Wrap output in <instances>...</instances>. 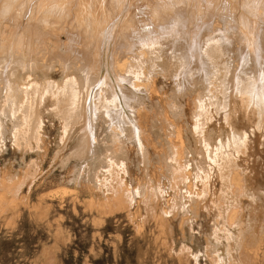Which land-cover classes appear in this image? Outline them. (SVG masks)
<instances>
[{"label": "bare ground", "instance_id": "1", "mask_svg": "<svg viewBox=\"0 0 264 264\" xmlns=\"http://www.w3.org/2000/svg\"><path fill=\"white\" fill-rule=\"evenodd\" d=\"M54 66L61 68L59 82L48 77ZM158 76L171 78L176 89L173 99L163 104L161 118L145 105ZM189 94L188 132L196 142L194 150L186 143V110L179 103ZM48 102L63 123L64 136L79 125L74 154L83 160L98 149L95 122L103 118L110 125L112 145L99 156L94 187L104 198H92V204L108 211L135 208L137 215L143 209L164 221L210 200L222 220L215 221L222 222L221 237L230 241L232 228L239 227L241 197L255 199L239 173L249 133L236 128L234 121L242 117L264 130V0H0V147L10 134L18 150L40 148V109ZM220 113L228 131L214 138L210 123ZM143 116L147 124L160 120L168 146L158 153L162 164L132 188L124 143H133L146 162L150 139ZM30 169L23 178H30ZM215 177L221 184L217 192L212 188ZM22 181L25 185L28 179ZM16 182H3L0 214L8 199L16 200ZM218 236L215 233L216 240ZM233 252L225 260L214 250L206 251L212 264H231Z\"/></svg>", "mask_w": 264, "mask_h": 264}, {"label": "rangeland", "instance_id": "2", "mask_svg": "<svg viewBox=\"0 0 264 264\" xmlns=\"http://www.w3.org/2000/svg\"><path fill=\"white\" fill-rule=\"evenodd\" d=\"M60 69L59 66L50 68L48 77L56 82L61 81ZM156 82L155 91L145 97L147 99L145 105L150 113L161 118L163 104L169 103V98L173 99L176 89L173 80L169 77L158 76ZM190 99H193V94L179 99V103L186 110L183 115L184 120L188 122L186 123L188 124L187 136L185 135L186 143L188 142L190 149L194 150L196 142L190 134L191 126L189 124L191 118ZM51 106V103L48 102L40 109L42 120L40 128L42 145L40 148L34 147L29 151L19 149V151L13 145L10 134H7L4 144L0 147V192L3 190V182L4 184L14 181L18 183L13 184L16 200L10 203L11 200L8 199V204L0 214V264H212L208 252L206 253L207 250H214L215 254L221 255L220 257L225 260L230 259L229 256L232 252H228L234 251L231 255V264H233L232 262L240 264V261L241 264H248V262H250L249 264H264V235H262L264 234L262 232L264 231V130L258 131L255 126L249 124L242 117L234 121L236 128L240 131L247 130L249 133L247 153L239 159L241 169L239 173L241 172L243 175H240L243 177L245 175L244 178L241 177L245 185L242 184L245 190L255 195V199L252 201L248 196L241 197L243 202L242 211H240L242 214L239 212L241 216L239 215L237 224L240 230H236L237 226L232 228L233 237L237 236L238 241L235 240L236 238L225 241L226 237H221L223 234L219 231L223 228L222 222L220 223L222 220L210 200L206 205L202 204L194 208L195 211L191 208L189 211L192 210V212L179 211L176 215L170 214L164 221H158L152 216L146 215L143 209L137 215L135 208L108 211L98 208L97 204H92V198H104L103 194L94 187H96L95 175L101 169L99 156L102 157L106 153V147L112 145L110 125L103 118H99L95 122L97 123L98 142L96 148L100 154L98 155L96 152L93 157L83 160L74 154L78 135L81 132L79 125L76 130L74 129L70 133L71 135L64 136L65 134H62L64 133L63 123L54 111L51 112L53 110V106ZM223 116V113L215 115L210 123L214 138L219 134L224 136L227 134L228 126L224 122ZM143 121L147 124L145 117ZM149 122L150 120H148L146 131H148L150 140L146 145L148 159L145 163L137 154L133 143H129V141L124 143L130 173H128L127 180L132 188H135L146 174H151L156 167L162 164L163 158L159 154H162V149L168 146L164 141V129L160 120H155L154 124ZM7 129L11 130L10 122L7 123ZM106 135L107 137H105ZM106 140H109V143ZM188 157L194 160L196 156L190 153ZM32 163L35 165L32 166ZM29 166L33 168L30 169V172L37 171V175L34 173L35 177L32 179L31 173L30 178H26L28 181H25L24 185L23 181L26 179L23 176L26 177L25 173ZM20 181L24 186L19 183ZM213 183L212 188L217 192L221 184L216 177ZM15 187H21L18 193L16 192L18 189ZM63 188H67L66 193ZM168 189L166 199L170 198L171 192L169 191L171 190ZM164 205L162 203L163 207H165ZM6 208L7 210H5ZM141 215L144 216L143 220ZM182 217H185L184 220L182 219L185 223L181 221ZM217 218H220L219 222H215L218 220ZM244 224H247L249 228L247 229ZM250 228L254 230L251 229V231ZM259 229L262 233H259ZM215 233L220 234L217 240L214 237ZM242 235L243 237L247 236L246 241L244 240L246 237L243 238ZM251 239H253L252 244L258 239L259 245L253 246L250 243ZM220 242L221 245H219ZM206 245L211 249H207ZM184 246L189 249L184 251L187 249ZM225 249L228 252H225ZM235 249L239 253L244 251L243 255L240 254L241 257L243 256L241 260ZM233 259L234 261H232Z\"/></svg>", "mask_w": 264, "mask_h": 264}]
</instances>
